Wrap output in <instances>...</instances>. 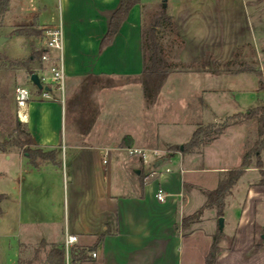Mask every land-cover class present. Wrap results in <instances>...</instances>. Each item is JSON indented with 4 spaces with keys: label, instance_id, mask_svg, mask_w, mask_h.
Returning a JSON list of instances; mask_svg holds the SVG:
<instances>
[{
    "label": "crops",
    "instance_id": "obj_1",
    "mask_svg": "<svg viewBox=\"0 0 264 264\" xmlns=\"http://www.w3.org/2000/svg\"><path fill=\"white\" fill-rule=\"evenodd\" d=\"M39 1V8L37 3L28 8L41 9L34 14L38 29L47 32L60 26L63 32L66 84L63 93L51 87L50 100L33 90L17 115L36 146L58 149L59 163L37 168L25 153H14L25 163L17 194L0 193L6 196L0 204V225L10 227L3 237H15L16 244L14 258L2 257L0 264H20V247L42 241L49 244L47 249L57 244L66 250L72 235L77 242L69 245L71 264L76 250H86L88 256L76 264H208L218 232L222 237L214 264H264V150L263 167H257L254 158L227 195L222 228L214 208L183 223L205 205L206 192L216 189L225 172L242 166L244 154L255 142L249 133L257 135V120H231L222 134L188 153L167 149L187 143L201 125H220L263 104L260 77L239 69L217 71L209 60L206 69L171 72L148 105L142 85V29L145 10L161 0L135 5L104 48L122 0H59L55 13L50 3ZM228 1L233 0H168L167 5L172 6L169 15L177 19L179 30L186 21L187 44L211 57L221 45L211 37L209 26L226 28V16L233 9ZM263 2L248 3L257 11ZM10 9L11 4L6 14ZM232 24L230 33L239 25L237 18ZM255 34L251 39L258 52L264 33L258 29ZM15 36L20 35L9 40ZM237 36L235 47L243 38ZM20 37L21 42L30 39ZM67 100L74 102L77 115L80 106L90 108L87 127L82 128L75 116L73 126L64 132ZM125 137L130 139L124 141ZM131 148L147 150L151 158L131 155ZM159 191L164 200L157 198ZM43 251L46 256L47 250Z\"/></svg>",
    "mask_w": 264,
    "mask_h": 264
},
{
    "label": "rangeland",
    "instance_id": "obj_2",
    "mask_svg": "<svg viewBox=\"0 0 264 264\" xmlns=\"http://www.w3.org/2000/svg\"><path fill=\"white\" fill-rule=\"evenodd\" d=\"M46 1L52 5L54 13L58 12L59 0ZM243 1L244 0H233L231 2L228 1V8H231L230 5L233 3V9L228 12L225 23L223 22L226 24V28L222 27L221 25V27L216 25L213 27V23L210 24L211 26H209V28L212 32L211 37L216 40L215 43H219V47L221 45L220 48L217 46L211 57H209L208 53L202 55V50H195V47L192 46V44H187L185 38V20L187 18L186 14L181 16L182 20L185 22L181 24L180 30L177 26V19L171 15V25L163 22L160 27L156 28L159 36V42L162 47L163 59L166 66L168 67L167 70L169 74L174 71L206 69L209 60L212 62V69L217 71L238 70L240 66L239 62H243L248 66L260 68V70L263 72L264 80V44L260 43L258 45V52H256L254 41L252 43L251 39V35L255 36V31L257 32L258 29H262L264 33V2L263 4H260L261 6L259 10L256 11L254 10V7L252 8L249 6V0H245V4ZM34 3H37V8H39V0H11L10 12L4 16L0 23V37L4 36L8 38L4 43H0V141L11 135L14 132L17 121H20L17 115V110L19 107L15 99L16 88L18 86H26L32 92L34 90L35 93H37V86L32 82L29 71L23 66L13 64L11 60H26L32 53L33 49L45 48L47 41V33L45 32V29H40L43 31L42 35L37 37H28L30 39H25L22 42V37L20 36H15L9 40L10 37L14 36L12 32L17 28L31 26L39 28L34 14L39 12L41 9H35L34 11L28 9L32 8L31 5ZM163 4L164 0H161V3H158L145 10V28H152L154 18L158 14L160 6ZM165 7L168 11V14H170L169 12L172 9L171 4L169 6L166 5ZM206 14L208 17L210 16L209 13ZM190 15H192V13H190ZM235 18H237V23L239 24L236 28L237 32L232 31L230 33V30H234L232 23ZM237 33L241 34L243 38L241 39V42H238L239 45L237 44V47H235L234 43H236V41L239 39L237 38ZM200 52L201 54L198 55ZM31 66L33 70H35L40 76L42 70L47 68L48 63L46 64L36 60L33 64H31ZM47 87L51 89L52 85ZM78 96L79 94H77L74 98V101L77 103L80 102L78 100L80 96ZM72 102L73 101L71 100L66 101L64 132L70 130V128L73 126L75 116L76 118L77 116L80 117L78 123L82 128L87 127V125L91 122L90 108L87 110V107L81 108L82 106H80L79 108L77 105V109L79 108L80 110L79 115H77L78 113L74 109V102L73 104ZM223 120L221 122H223ZM251 134L253 141H256L259 138L258 131L256 136L255 131H252V133L250 132L249 137H251ZM14 153H19L22 155L23 149L19 147H9L6 153L0 152V193L6 192L12 193L14 195L17 194L16 189L19 186L21 164L23 161L25 163V158L20 159L19 155H15ZM9 155L11 156L10 159L8 158ZM191 220L195 219L193 218ZM9 228V226L6 227L4 224L3 226L0 225V261L4 259H6V261H11L12 257L14 258L13 254L16 244L15 237H3L4 230H9ZM12 245L13 247L11 249ZM39 247L40 246L38 244L28 246L27 248L23 246L20 247V264H44L45 253L42 250L37 252L36 250L39 249ZM2 257L4 259H2Z\"/></svg>",
    "mask_w": 264,
    "mask_h": 264
},
{
    "label": "trees",
    "instance_id": "obj_3",
    "mask_svg": "<svg viewBox=\"0 0 264 264\" xmlns=\"http://www.w3.org/2000/svg\"><path fill=\"white\" fill-rule=\"evenodd\" d=\"M141 0H122L121 6L113 15L108 33L106 34L102 48L106 45L110 44L116 34L118 33L122 23L128 17L131 9L140 4ZM11 0H0V23L3 20L4 16L8 12L10 8ZM166 23L168 25L172 24V18L168 14V11L164 5L160 6V10L158 14L154 18V22L152 28H143L142 29V45L144 51V70L142 75V85L144 90V95L146 97V101L148 105L154 103L156 99V95L160 91L163 82L169 75L167 70V66L163 59L162 47L159 42V36L156 31V28L160 27L162 23ZM12 34H18L20 36L25 37H37L43 34V31L36 28L35 26L31 27H22L15 29ZM46 52L45 48L42 49H33L32 53L26 60L13 59L11 60L13 64L18 66L25 67L30 76L36 73L33 70L31 64H33L36 60L42 62V56ZM238 71H249L257 74L260 77V89H264V80H263V72L260 68H255L248 66L246 64H241L239 66ZM44 88L40 89L37 87V92L42 94ZM48 90H50L48 88ZM243 118V119H256L258 123V134L259 138L254 142V144L246 151L243 156L242 166L238 169H232L225 172V174L220 178L218 182V186L216 189L207 191V200L205 205L198 210L192 216L184 218L183 223L187 224V222L191 221V219H197L203 213L205 208H214L217 211L219 217H222L224 214L225 201L227 195L231 192L233 187L236 185L238 180L244 174L245 170L250 167L253 159L256 160V165L259 168L263 167V160L261 157V153L264 150V103L258 107L251 109L248 113L245 114H237L226 120L224 123L220 125L216 124H207L199 126L193 133L191 139L180 145H169L168 150L170 152L181 151L183 153H188L205 143L207 140L214 139L224 132L227 128L231 120ZM130 139L129 137H125L124 141ZM9 147H19L23 149V153L26 154L30 163L34 167H40L46 163H54L58 164V149H44L38 147L34 144L33 137L28 130L27 126L21 121H17L16 126L14 128V132L6 137L5 139L0 141V152L6 153ZM169 154L166 155L169 157ZM264 184V181H262ZM6 198L5 194H0V204ZM2 213V208L0 205V214ZM222 237V233L218 232L214 235L212 246L210 253L208 255V264H214L218 253L220 252L219 242ZM49 244L45 241L40 243L39 249L37 252L47 250ZM90 251H92L90 249ZM73 261L76 264L77 261H82L88 258L86 250H76L72 255ZM44 264H66V250L64 247L59 246L57 244L50 245V248L47 250L45 256Z\"/></svg>",
    "mask_w": 264,
    "mask_h": 264
},
{
    "label": "built area",
    "instance_id": "obj_4",
    "mask_svg": "<svg viewBox=\"0 0 264 264\" xmlns=\"http://www.w3.org/2000/svg\"><path fill=\"white\" fill-rule=\"evenodd\" d=\"M47 41L45 45L46 52L42 56V62L48 63L47 68L42 70L40 74V80L43 85L42 98L52 99V94L48 90L49 85L56 86L57 90L62 92L65 88V73L62 67V57L61 52L63 50V32L60 26H54L47 30ZM56 51L60 55L54 56L52 53ZM52 52V53H51ZM33 96L32 91L26 86H18L16 88V102L19 110L27 106L28 101L31 100ZM21 119V117H20ZM129 153L131 155H139L145 161L151 158V154L147 150L142 149H130ZM154 155H159L158 150H153ZM106 162V161H105ZM159 200H164L165 195L162 191L157 194ZM77 242V236H68L66 241V264H71L69 255V245ZM92 257H97L96 252L91 253Z\"/></svg>",
    "mask_w": 264,
    "mask_h": 264
},
{
    "label": "water",
    "instance_id": "obj_5",
    "mask_svg": "<svg viewBox=\"0 0 264 264\" xmlns=\"http://www.w3.org/2000/svg\"><path fill=\"white\" fill-rule=\"evenodd\" d=\"M163 5L164 6L167 5V0H164V4ZM6 40H7L6 37H3V36L0 37V43H4ZM31 80L38 88H40V89L43 88V85L41 83L40 77H39V75L37 73H34V74L31 75ZM219 223H220V226L222 228L223 224H224V219L222 217H220Z\"/></svg>",
    "mask_w": 264,
    "mask_h": 264
}]
</instances>
